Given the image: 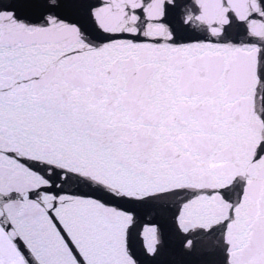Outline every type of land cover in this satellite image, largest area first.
I'll use <instances>...</instances> for the list:
<instances>
[{"label":"snow or ice","instance_id":"obj_1","mask_svg":"<svg viewBox=\"0 0 264 264\" xmlns=\"http://www.w3.org/2000/svg\"><path fill=\"white\" fill-rule=\"evenodd\" d=\"M0 264H264V0H0Z\"/></svg>","mask_w":264,"mask_h":264}]
</instances>
